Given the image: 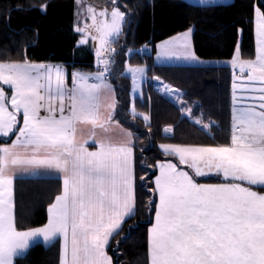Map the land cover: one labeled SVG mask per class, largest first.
<instances>
[{"label":"snow or ice","instance_id":"6c2138e0","mask_svg":"<svg viewBox=\"0 0 264 264\" xmlns=\"http://www.w3.org/2000/svg\"><path fill=\"white\" fill-rule=\"evenodd\" d=\"M111 2L110 12L87 7L91 25L77 22L78 46L89 38L97 44V71L73 72L71 87L63 67L32 63L26 50L22 59L0 61V264H15L37 240L45 247L59 243L58 264H113L106 253L110 238L135 215L133 134L123 129L119 139L112 134L117 101L107 77L116 55L111 45L123 34L126 14L118 0ZM75 3L79 17L82 0ZM254 15L255 58L241 60L238 47L231 61L241 75L234 71L232 77L229 141L160 145L185 168L172 162L156 165L146 264H264V3ZM191 31L157 45V60L197 62L190 49ZM132 54L131 49L126 53ZM145 75V67L125 61L122 77L130 76L133 93ZM152 79L201 131L211 130L202 118H194L178 90L159 77ZM131 115L149 122L134 106ZM18 175H54L61 181L41 227H17ZM211 176L219 182H201Z\"/></svg>","mask_w":264,"mask_h":264},{"label":"trees","instance_id":"16d2710c","mask_svg":"<svg viewBox=\"0 0 264 264\" xmlns=\"http://www.w3.org/2000/svg\"><path fill=\"white\" fill-rule=\"evenodd\" d=\"M99 9H111V0H86ZM264 0H233L229 4L198 6L184 0H118L126 14L123 34L111 45L113 58L109 79L117 98L115 118L130 129L134 144L135 215L127 220L118 235L111 238L107 253L113 264H146L147 229L154 220L156 164L173 161L161 144L215 145L230 138L232 67L158 65L157 45L178 34L191 31L195 56L203 61L232 60L237 48L242 60L255 57L254 11ZM47 5L42 12L41 5ZM75 31V0H0V61L19 60L27 53L32 63L64 65L69 73L94 69V55L89 46H78ZM149 51L139 52L143 47ZM129 61L146 68L147 80L143 98L136 109L149 116L146 123L129 112L130 80L123 78ZM182 92L186 107L194 118L211 125L201 131L174 103L161 93L152 78ZM171 127L172 132L164 129ZM8 142V141H7ZM2 144V141H0ZM179 165V164H178ZM201 182L216 183L213 177ZM61 181L56 178H17L14 181V215L20 230L41 227L47 221V208L60 193ZM130 226H135L130 231ZM55 243L44 247L35 244L15 264H58L59 248Z\"/></svg>","mask_w":264,"mask_h":264},{"label":"crops","instance_id":"0c3cea01","mask_svg":"<svg viewBox=\"0 0 264 264\" xmlns=\"http://www.w3.org/2000/svg\"><path fill=\"white\" fill-rule=\"evenodd\" d=\"M86 1V0H85ZM184 1H186V2H188V3H191V4H194V5H198V6H205V5H209V4H229V3H231L233 0H184ZM87 2V1H86ZM88 3V2H87ZM89 5H91L90 3H88ZM91 6H93V5H91ZM94 7V6H93ZM96 8V7H95ZM97 9H99V8H97ZM188 32V31H187ZM78 34H79V39H80V36H81V34L79 33V32H77ZM185 33V32H184ZM181 34H183V33H181ZM181 34H178V35H176V36H174V37H171V38H169V39H167V40H165V41H169V40H172L173 38H175V37H178V36H180ZM192 33H190L189 34V43H190V49H191V51L193 52V48H192V42H191V38H192V35H191ZM165 41H163V42H165ZM78 42H79V40H78ZM163 42H161V43H159L158 45H160V44H162ZM80 46H82V45H80ZM86 46H88V45H86ZM254 46H255V54H256V33H255V15H254ZM90 47V46H89ZM148 49L146 50V51H149V47H147ZM157 48V47H156ZM194 53V52H193ZM255 58V57H254ZM253 58V59H254ZM241 59V58H240ZM242 60V59H241ZM231 61L232 60H227V61H222V60H217V61H203V60H200V59H198L197 58V62H191V63H188V62H184V61H175V60H173V61H158L157 60V53H156V56H155V62H156V64H158V65H188V66H193V65H198V66H214V67H231ZM244 61H247V60H244ZM35 64H47V65H52V66H61V67H63L64 69H65V71H66V74H67V83H68V87H71L72 85H71V78H72V73L73 72H78V71H72L71 72V74H70V76H69V73H68V70H67V68L64 66V65H62V64H54V63H35ZM97 71V67L96 68H94L93 70H90V71H84V72H82V73H95ZM235 74L237 75V77H240V70H239V68H236L235 70ZM107 79H108V82L113 86V88H114V90H115V87H114V85H113V83H112V81L109 79V75H108V77H107ZM164 83V82H163ZM237 83L239 84V83H241V81L238 79L237 80ZM244 83H247V81L245 80L244 81ZM166 84V83H165ZM155 86H156V88L159 90V88H160V84H159V82L158 81H155ZM173 88V87H172ZM174 89H176V88H174ZM176 90H178V89H176ZM178 92L181 94V97H182V92L180 91V90H178ZM115 96H116V91H115ZM166 96V95H165ZM168 99H170L171 101H173L174 103H178V102H176L175 100H173V99H171V98H169L168 96H166ZM116 101H117V98H116ZM179 104V103H178ZM117 107V106H116ZM115 113H116V110H115V112H114V116H113V136H114V138L115 139H119L120 138V130L121 129H123L124 131H127V132H131L130 131V129L129 128H127V127H125V126H123L120 122H118L117 120H116V118H115ZM21 123H22V119H21ZM119 124V127L117 128V127H115V125L116 124ZM132 133V132H131ZM12 139H15V136H12L10 139H8V143L10 144L11 143V140ZM89 150L91 151V150H95L94 149V147H89ZM162 151V150H161ZM163 152V151H162ZM175 158V157H174ZM176 159V158H175ZM177 160V162L179 163V161H178V159H176ZM168 162H172V163H174L173 161H163V162H158V163H168ZM157 163V164H158ZM156 164V165H157ZM176 164V163H175ZM181 169H184L185 168V166L184 165H178ZM156 169H157V175H159V169L156 167ZM133 172H134V153H133ZM156 175V176H157ZM211 177H213V178H216L215 176H211ZM17 178H33L32 176H29V175H18L17 177H16V179ZM34 178H36V177H34ZM39 178H56L57 179V177L56 176H54V175H48V176H43V175H41ZM154 181H155V179H154ZM219 182V181H218ZM217 183V182H216ZM134 194H135V174H134ZM110 241H111V238H110ZM35 244H41V245H43V242H42V240H37L36 242H34L33 244H32V246L33 245H35ZM57 244H58V246H59V243L57 242ZM31 246V247H32ZM44 246V245H43ZM45 247V246H44ZM59 248V247H58ZM107 248H108V246L106 247V253H107ZM107 255H108V253H107ZM109 256V255H108ZM110 257V256H109Z\"/></svg>","mask_w":264,"mask_h":264},{"label":"rangeland","instance_id":"374dc122","mask_svg":"<svg viewBox=\"0 0 264 264\" xmlns=\"http://www.w3.org/2000/svg\"><path fill=\"white\" fill-rule=\"evenodd\" d=\"M82 5H83V11L81 12V15L78 17V16H77V5H76V3H75V27H76L78 21H79V25H80V27H83L84 24H85V22H86L87 24H89V25H91V23H92V21H91L90 19H86V17H87V11H86V9H87V7H89V6H91V5H89L85 0H82ZM91 7H93V6H91ZM93 8H94L97 12H99V11H101V10H104V9H97V8H95V7H93ZM108 11L110 12L111 9H109ZM120 11H121V10H120ZM89 32H90V35H95V32H94L92 29H89ZM80 34H81V33H80ZM80 39H81V36H80ZM80 39H79V40H80ZM84 45H88V46H90V48H91V50H92V52H93V55H94V68H96V67H97V57H96V55H95V48L97 47L96 42H94L93 40H91V38H89L88 43H87V44H84ZM147 49H148L147 46H145V47H143L142 49H140L139 52H145ZM141 50H143V51H141ZM127 57H128L127 61H128V63H129L130 66H132V67L141 66V65H138V64H133V63H131V62L129 61V56H127ZM143 67H144V66H143ZM123 72H124V68H123ZM128 78H129V80H130V90H129V96H130V108H129V112L131 113V108L134 106V108H135L137 114H140V113H142V114H146V113L140 112V111H138V110L136 109V101L139 100V99H141V98H143V85H144V82L147 80V75H145V78H144L142 84L138 85V87H137V91H136L135 93H133V90H132V82H131V78H130V76H129ZM146 115H147V114H146ZM137 117H140V118L143 120V118H142L141 115H138ZM143 121H144V120H143ZM178 164H179V163H178ZM178 164H177V165H178ZM215 179H217V178H215ZM217 180H218V179H217ZM218 181H219V180H218Z\"/></svg>","mask_w":264,"mask_h":264}]
</instances>
